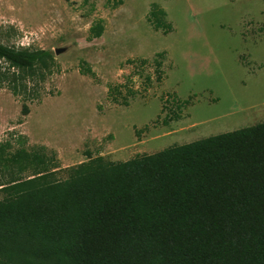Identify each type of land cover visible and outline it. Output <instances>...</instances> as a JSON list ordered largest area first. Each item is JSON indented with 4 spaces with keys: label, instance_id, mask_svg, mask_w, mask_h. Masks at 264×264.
Here are the masks:
<instances>
[{
    "label": "trees",
    "instance_id": "obj_1",
    "mask_svg": "<svg viewBox=\"0 0 264 264\" xmlns=\"http://www.w3.org/2000/svg\"><path fill=\"white\" fill-rule=\"evenodd\" d=\"M148 22L163 35L174 31L156 4ZM89 31L90 40L101 38L104 20ZM166 58L162 51L152 63L130 60L135 74L149 65L153 74L142 90L130 79L109 85V100L130 107L147 98L166 79ZM0 61L7 65L0 89L27 102L40 100L42 83L60 73L44 49L0 44ZM80 73L97 79L86 61ZM195 98L161 96V113L150 127H135L136 135L182 120ZM29 113L24 103L22 115ZM27 141L19 135L0 143V264H264V122L126 161L89 156L65 169L64 180L56 153L28 149Z\"/></svg>",
    "mask_w": 264,
    "mask_h": 264
},
{
    "label": "rangeland",
    "instance_id": "obj_2",
    "mask_svg": "<svg viewBox=\"0 0 264 264\" xmlns=\"http://www.w3.org/2000/svg\"><path fill=\"white\" fill-rule=\"evenodd\" d=\"M153 4L166 11L172 33L151 27ZM114 5L115 0L88 5L84 0H0V44L50 51L60 65V73L42 83L40 100L27 102L0 89V143L22 135L28 149L54 151L62 168L58 179L64 180L65 169L89 156L126 161L264 122V0H123ZM98 19L104 20L105 31L90 40ZM57 49L63 52L56 55ZM162 51L167 52L166 79L155 83L147 98L137 96L130 107L109 100V85L130 79L142 90L145 76L153 74L152 65L142 76L135 74L138 68L130 60L152 63ZM81 61L97 79L80 73ZM0 66L7 67L3 61ZM168 93L182 100L196 95L194 105L182 120L137 136L134 128L150 127L161 113V96ZM24 103L30 108L26 116ZM4 176L1 180L10 178Z\"/></svg>",
    "mask_w": 264,
    "mask_h": 264
},
{
    "label": "water",
    "instance_id": "obj_3",
    "mask_svg": "<svg viewBox=\"0 0 264 264\" xmlns=\"http://www.w3.org/2000/svg\"><path fill=\"white\" fill-rule=\"evenodd\" d=\"M62 52H63V49H57V50L55 51L56 55H59V54H61Z\"/></svg>",
    "mask_w": 264,
    "mask_h": 264
}]
</instances>
